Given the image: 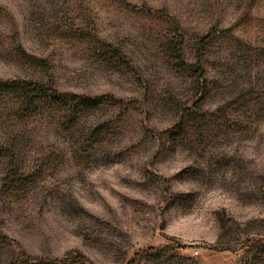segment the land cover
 Listing matches in <instances>:
<instances>
[{
    "label": "rangeland",
    "instance_id": "374dc122",
    "mask_svg": "<svg viewBox=\"0 0 264 264\" xmlns=\"http://www.w3.org/2000/svg\"><path fill=\"white\" fill-rule=\"evenodd\" d=\"M1 79L103 102L0 96V264H264V0H0Z\"/></svg>",
    "mask_w": 264,
    "mask_h": 264
},
{
    "label": "trees",
    "instance_id": "16d2710c",
    "mask_svg": "<svg viewBox=\"0 0 264 264\" xmlns=\"http://www.w3.org/2000/svg\"><path fill=\"white\" fill-rule=\"evenodd\" d=\"M0 96L12 101L19 113L27 118L49 116L61 127L69 129L79 125L83 110L98 107L103 102L102 97L63 92L53 84L35 79H1Z\"/></svg>",
    "mask_w": 264,
    "mask_h": 264
}]
</instances>
